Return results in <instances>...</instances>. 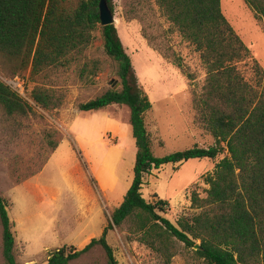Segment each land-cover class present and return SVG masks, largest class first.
Here are the masks:
<instances>
[{"label":"rangeland","instance_id":"1","mask_svg":"<svg viewBox=\"0 0 264 264\" xmlns=\"http://www.w3.org/2000/svg\"><path fill=\"white\" fill-rule=\"evenodd\" d=\"M221 8L264 69V21L257 20L245 0H221ZM114 15L138 85L152 104L145 121L154 154L164 157L213 145L214 139L196 123L193 107L194 95L202 93L206 79L200 55L166 20L155 0H114ZM94 35L92 45L66 67L36 81L26 74L27 90L23 86L18 93L32 107L27 115H9L0 104V195L9 204L18 264H47L58 249L82 250L99 239L133 181L137 147L129 108L80 110V104L121 89L100 26ZM174 53L183 70L176 66ZM93 60L102 70L84 75L82 68ZM239 67L248 79L253 78L250 65ZM7 74L0 65V80H9ZM37 85L50 90L61 105L50 110L37 107L30 99ZM224 156L153 170L145 177L143 197L151 203L168 202L165 214L158 212L175 225L191 222L202 209L192 206L190 197L196 192L206 198L209 186L204 176L213 173ZM107 241L118 264H164L162 255L136 233L133 221L109 231ZM169 243L175 252L170 264H206L195 249L201 246L200 239L193 247L175 237ZM0 264H6L1 221ZM69 264H108V259L104 249L95 246Z\"/></svg>","mask_w":264,"mask_h":264},{"label":"trees","instance_id":"2","mask_svg":"<svg viewBox=\"0 0 264 264\" xmlns=\"http://www.w3.org/2000/svg\"><path fill=\"white\" fill-rule=\"evenodd\" d=\"M101 0H0V65L8 79L36 81L66 67L94 42L100 26ZM162 15L181 38L194 48L206 69L203 91L195 94L196 123L214 139L199 147L157 157L147 130L145 114L152 104L138 85L131 58L115 25L101 27L106 55L116 64L121 89H110L86 103L83 112H98L112 105L127 106L137 147L134 177L124 201L111 215L99 239L82 250L62 248L51 253L47 264H69L95 246H101L108 264H118L107 241L109 231L128 221L152 250L170 264L175 237L187 247L202 241L198 256L206 264H264V69L226 19L221 0H155ZM259 21H264V0H245ZM114 12V0H107ZM176 66L182 61L174 53ZM250 65L248 79L239 65ZM98 61L84 65L82 73L97 75ZM26 74H29L27 80ZM30 99L44 110L56 109L61 100L37 85ZM0 104L9 115H27L30 104L0 80ZM57 146L55 147V149ZM54 149V150H55ZM215 170L204 176L206 198L193 192L192 206L201 208L192 221L175 225L165 214L168 202H148L142 194L145 177L167 164L194 159L216 160ZM3 257L18 264L16 239L9 204L0 195Z\"/></svg>","mask_w":264,"mask_h":264},{"label":"water","instance_id":"3","mask_svg":"<svg viewBox=\"0 0 264 264\" xmlns=\"http://www.w3.org/2000/svg\"><path fill=\"white\" fill-rule=\"evenodd\" d=\"M100 26L115 25V15L111 10L107 0H101L99 3ZM196 250H200V245L195 246Z\"/></svg>","mask_w":264,"mask_h":264},{"label":"built area","instance_id":"4","mask_svg":"<svg viewBox=\"0 0 264 264\" xmlns=\"http://www.w3.org/2000/svg\"><path fill=\"white\" fill-rule=\"evenodd\" d=\"M20 80L18 81V80H16V78L15 79H9V80H5V83H7L9 86H11L15 91L19 92V91L23 90V86H24V84L23 85L21 84Z\"/></svg>","mask_w":264,"mask_h":264},{"label":"crops","instance_id":"5","mask_svg":"<svg viewBox=\"0 0 264 264\" xmlns=\"http://www.w3.org/2000/svg\"><path fill=\"white\" fill-rule=\"evenodd\" d=\"M103 111V110H102ZM98 112H101V111H98ZM105 122H107L109 125H112V124H110V122H108L106 119H105ZM58 147V146H57Z\"/></svg>","mask_w":264,"mask_h":264}]
</instances>
